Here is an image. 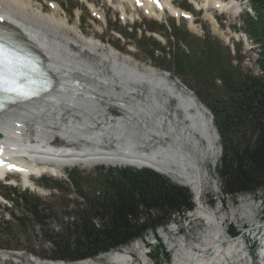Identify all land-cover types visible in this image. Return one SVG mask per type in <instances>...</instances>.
<instances>
[{"label":"bare ground","instance_id":"obj_1","mask_svg":"<svg viewBox=\"0 0 264 264\" xmlns=\"http://www.w3.org/2000/svg\"><path fill=\"white\" fill-rule=\"evenodd\" d=\"M37 1L0 0V18L45 56L46 68L57 79L55 88L48 95L12 106L0 116V150L6 152L5 157L24 167L21 180L24 186L36 189V183L28 179V175L39 176L49 172L52 176H62V165L131 163L149 165L163 172L173 171L175 177L191 187L197 203L195 215L208 226L201 246L186 245V239L179 241L176 264H229L228 256L241 255V246L237 240L227 236L224 224L227 220L237 221L238 217L252 227H259L257 208L247 197H241L237 206L226 212L204 204L205 190L209 186L207 163L215 162L220 152L217 132L207 107L195 96L180 91L174 83H168L164 76H155L151 66H140L133 56L119 54L113 45L83 33L79 25L63 15L61 11H66L59 2H54L55 7L47 10ZM82 1L86 2L94 18L107 22L105 11L94 0ZM108 1L120 11L125 24L135 20L140 12L158 20L168 14L176 18H181L182 14L191 17L172 0ZM201 1L199 4L197 0L195 2L206 11V16L216 28L209 10L217 8L228 14L239 12L236 2ZM193 20L192 16L188 21L191 29L196 30L198 27ZM153 36L164 41L162 35L154 33ZM70 41L78 43L81 48L68 49ZM128 62L135 69L139 66V72L131 66H124ZM134 84L147 87L146 96L133 94ZM165 94L176 99L177 110L185 115L183 119L178 111L172 116ZM113 101L121 110L117 119L107 115L109 103ZM57 133L72 141L85 139L90 148L78 152L53 151L49 149L48 141ZM153 136L168 139L167 149L161 147L157 153L161 162L122 154L105 155L91 147L108 140L129 152L135 143ZM128 247L98 260L76 264H131V248ZM138 250L143 257L142 263L138 264H149L147 253L141 246ZM28 264L60 263H45L35 258L29 259Z\"/></svg>","mask_w":264,"mask_h":264},{"label":"rangeland","instance_id":"obj_2","mask_svg":"<svg viewBox=\"0 0 264 264\" xmlns=\"http://www.w3.org/2000/svg\"><path fill=\"white\" fill-rule=\"evenodd\" d=\"M56 1L60 2L66 10L70 21L79 25L83 33L89 36H95L104 43L113 45V47L122 53H128L133 56L140 63L170 72L173 78H179L191 90L195 91L202 102H206L209 105H217V102L228 98L230 92L228 91V87L241 85L242 76L238 71L242 69L241 61L243 57L238 52L236 53L237 56L232 53L224 43L221 32L226 34L228 28L234 30L237 24H242L243 21L245 22L244 28L246 25L248 26L250 16L245 12V8L243 10L244 13L242 12L238 16L236 14H224L213 10V16L219 25L218 29L220 33H218L212 21L205 15L206 11H198L193 7H190V10L195 15L196 26L199 25L198 32L192 31L190 29L191 27L189 28V21L181 20L180 22H176L170 17L166 20L162 19V22H158L140 15L141 20L135 25H125L119 20L116 13L107 8L105 3L98 2V6L105 11L107 16V22L105 23L94 19L86 5L78 0ZM191 1L195 3L196 0ZM37 2L43 3V0H38ZM175 2L181 6L186 3L185 0H175ZM152 32H157L156 34L162 35L164 41L153 37L152 35L154 33ZM130 47L133 49L132 52L129 51ZM242 51L243 48L240 51L241 54ZM250 56L252 58V54ZM207 65L211 70L207 68ZM182 66L185 72L181 71ZM218 66L222 67L223 70L220 71ZM235 69L237 70L236 73L233 72ZM61 142L58 143L60 144ZM75 169L70 167L69 169L63 170L67 174L71 170L76 171L83 177L82 182L84 184L86 180H92L93 183L101 176L99 175V171H95L92 167L83 168L78 166ZM16 180L19 181V178H16ZM53 180L58 181L62 188L54 186L52 184ZM34 182L36 183L35 191H28L48 205H52L53 213H56L59 219H62L60 212L63 208L58 205L63 202V198L69 199L72 196L71 186L68 183L67 177H64L63 172L62 176L57 175L52 177L51 173L48 172L43 178L34 179ZM218 183V177L213 173L212 169H209V186L205 190L204 198L206 207H219L226 212L233 208V206H237L241 197H247L252 202L254 201L257 208V216H264V189L259 190L256 194L226 198L221 196ZM20 184L24 186L23 181ZM87 186L88 184L86 183L85 188ZM5 187L7 186L0 183V194L3 197L8 194V189ZM63 187H66L67 190L65 191ZM93 187L97 186L93 185ZM17 189L21 192L24 191L22 186H19ZM13 197L16 199L17 195L15 194ZM192 198L194 203H196L194 195ZM12 205L11 201L6 199L4 202H0V250L9 252L11 255L21 253L25 259L31 254L30 250H35L38 253H49L51 247L48 243L43 242L41 227L33 222L31 213L26 212L24 209V203L20 201L18 207ZM48 214L49 212H46V215ZM14 217L15 219L21 217L24 221L18 223L17 220H14ZM236 220H227L224 224L225 229L227 230V227L230 228V226L234 225L240 230L241 224L246 221H242L238 217ZM262 223L260 222V224ZM246 224L252 227L250 223L246 222ZM57 227V222H51L48 229H57ZM207 228L208 226L205 221L199 219L195 215L194 210L187 213L185 218H179L177 221L171 223L166 229H159L154 234L149 232L144 240L134 242L128 248H131V253L135 255V264H138V262L142 263L143 259L139 253L140 250H138L139 245L142 247L144 253H147L149 250L148 247L151 248L152 253L150 254V258L147 257L149 264H176V251L179 241L186 239V245L201 246L204 244L202 238ZM241 240L242 237L237 239L239 242ZM144 246H146V249ZM159 247L164 248V251ZM238 258L241 257L238 255ZM253 259H255L253 264H260L259 259H257V253L253 254ZM22 262L25 264L24 261Z\"/></svg>","mask_w":264,"mask_h":264},{"label":"trees","instance_id":"obj_3","mask_svg":"<svg viewBox=\"0 0 264 264\" xmlns=\"http://www.w3.org/2000/svg\"><path fill=\"white\" fill-rule=\"evenodd\" d=\"M251 2L258 18L249 22L248 30L261 44L258 63L263 74L245 76L240 86L228 87L230 96L220 101L218 108L212 107L223 144L217 173L222 192L231 198L264 189V0ZM107 173L96 182L103 187L99 197L84 194L83 178L75 173L70 175L87 199L82 209L77 206L75 221L63 222L60 232L43 229L44 239L53 245L52 253L43 257L66 261L94 258L143 239L147 233L166 227L194 208L186 188L175 186L152 171L125 168L110 169ZM18 195L13 202L22 200L26 212L45 228L47 208L40 209L41 202L31 195Z\"/></svg>","mask_w":264,"mask_h":264},{"label":"snow or ice","instance_id":"obj_4","mask_svg":"<svg viewBox=\"0 0 264 264\" xmlns=\"http://www.w3.org/2000/svg\"><path fill=\"white\" fill-rule=\"evenodd\" d=\"M14 69V60L10 58L9 54L3 52V50H0V85L7 86L11 84L12 88H10L9 90L20 91L18 88L15 87L14 80L6 78L14 72Z\"/></svg>","mask_w":264,"mask_h":264}]
</instances>
